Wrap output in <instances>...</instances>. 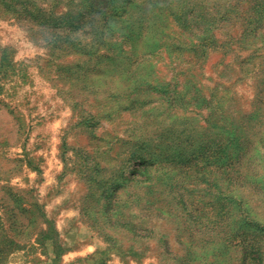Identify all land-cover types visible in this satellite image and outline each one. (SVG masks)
Masks as SVG:
<instances>
[{
	"label": "rangeland",
	"instance_id": "obj_1",
	"mask_svg": "<svg viewBox=\"0 0 264 264\" xmlns=\"http://www.w3.org/2000/svg\"><path fill=\"white\" fill-rule=\"evenodd\" d=\"M0 264H264V0H0Z\"/></svg>",
	"mask_w": 264,
	"mask_h": 264
}]
</instances>
